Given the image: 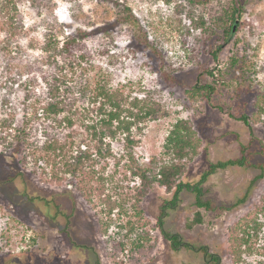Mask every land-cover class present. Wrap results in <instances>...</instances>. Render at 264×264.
<instances>
[{
  "label": "rangeland",
  "instance_id": "374dc122",
  "mask_svg": "<svg viewBox=\"0 0 264 264\" xmlns=\"http://www.w3.org/2000/svg\"><path fill=\"white\" fill-rule=\"evenodd\" d=\"M12 1L17 10L11 13L19 31L8 43V50L2 51L7 36L0 21V119L12 115L21 119L26 84L35 77V89L43 93L42 75L58 72L42 50L49 32L64 41L68 34L80 30L94 33L102 28L104 31L86 41L95 66L88 78L94 80L102 69L106 80L116 88H124L126 96L147 99L157 110V115L145 124L144 132L135 135L138 144L134 157L139 165L157 173L172 161L164 147L173 125L181 119L191 122L202 146L196 157L179 161L185 165L180 181L196 183L211 162L239 158L241 144L251 145L253 162H264V115L260 123H254L252 118L256 92L264 94V0H242L245 6L230 41H225L228 27L209 32L196 27L202 17L211 26V16L220 0H194L195 4L190 0H35V6L32 0ZM127 7L137 17V26L119 23ZM141 36L147 37L149 47L142 44ZM219 45L225 48L216 61L213 53ZM238 52L247 56L248 82L233 65ZM162 66L174 77L173 81L162 78ZM199 83L216 87L210 103L205 94L193 90ZM70 99L80 107L78 92ZM243 114L250 117L254 139L250 127L237 119ZM49 132L56 135L60 131ZM42 134L41 128L35 134L39 141L43 140ZM61 134L64 141L74 132L63 130ZM114 149L116 159L109 161L105 172L108 190L104 197L111 196L121 206L116 205L109 216L101 198L89 204L73 182H50V177L35 175L34 166L24 167L20 158L5 154L0 146L1 264L10 259L11 264H96L98 259L101 264H204L202 252H174L163 238L157 218L160 206L173 198V192L157 183L143 200L144 213L136 234L127 235V229L120 228L128 221L121 208L131 210L140 180L125 169L127 159L120 158L125 153L123 143L115 142ZM17 171H22L23 176L8 182ZM259 173L241 167L219 171L204 185L205 198L216 206L234 205L246 195ZM263 195L264 179L253 186L246 202L238 207L208 212L196 206L194 194L185 191L179 207L170 211L166 228L191 244L208 246L210 252L221 256V264H233L232 230L255 210ZM197 213H201L203 223L191 227ZM261 215L249 248L243 247V264H264V214ZM104 221L110 223L108 233L103 230L106 224L101 225ZM140 235L149 236L153 248L133 257L128 249L115 253L121 241Z\"/></svg>",
  "mask_w": 264,
  "mask_h": 264
},
{
  "label": "trees",
  "instance_id": "16d2710c",
  "mask_svg": "<svg viewBox=\"0 0 264 264\" xmlns=\"http://www.w3.org/2000/svg\"><path fill=\"white\" fill-rule=\"evenodd\" d=\"M32 2L35 6V0ZM167 2H172V0H167ZM190 2L195 4L194 0H190ZM11 4L14 7L11 8ZM244 6L242 0H231L230 3L220 0L215 7V15L211 16V26H207L205 18L202 17L201 24L198 23L196 27H202L206 32L215 29L224 30L228 27L225 41H230L233 36V28L237 25L239 14ZM16 10V5L12 0H1L0 21L4 25L7 36L5 46H1L2 51H7L8 43L18 35L19 27L15 15L11 13ZM119 23L137 26L138 19L132 9L127 7L122 11ZM102 31H104L102 28L94 33L80 30L68 34L64 41H60L59 37L51 32L46 35L42 50L48 55V62L58 72L42 75L43 93L36 91L35 77L26 84L24 107L20 112L21 119L18 120L15 115L0 119V146L3 147L5 154L12 153L20 158L24 167L34 166L35 175L50 177L48 179L50 182L61 183L68 180L73 182L89 204H93L95 198H101L102 202L107 205L110 216L116 205H121L111 196L104 197L108 190V179L105 177V172L108 169L109 161L116 159L114 143H123L125 153L120 158L127 159L125 169L134 178L140 180V185L132 198L134 201L131 205V212L124 207L121 208V214L128 217V221L126 224H120V228L127 229V235L136 234V226L140 224L144 213L141 207L143 200L152 185L157 183L168 192H173V198L166 200L160 206L157 218V226L163 238L169 242L171 249L174 252H180L182 249L202 252L205 264H221V256L210 252L208 246H196L187 242L181 234L168 230L166 219L169 217L170 211L179 207L181 194L185 191L194 194L196 206L208 212L230 211L238 207L246 202L253 186L259 180L264 179V162H253L252 154L249 152L251 145L241 144L239 158L211 162L208 170L196 183L180 181L185 172V165L179 161L196 157L202 146L191 122L181 119L173 125L164 147L166 154L172 156V161L162 165L157 173L139 165L134 157V148L138 144L135 135L138 132H144L145 124L157 115V110L147 99L126 96L124 88H116L106 80L107 74L102 69L99 70L100 75L94 80L88 78L89 72L93 71L95 66L90 59L92 56L86 41ZM141 37H143L142 44L149 47L147 37ZM224 48V45H219L216 48L213 53L214 60L219 59ZM233 62L236 72L242 79L244 78L245 82H248L246 80L248 78L250 80V66L244 52H238L234 56ZM161 76L166 82L174 80V77L164 69V66H162ZM252 88L250 87L249 90ZM193 90L205 94V100L209 103L217 91L213 85H201L200 83L195 85ZM75 92L81 96L80 107H77L74 99H70V96ZM255 96L256 111L252 118L254 123H260L261 116L264 115V94L257 91ZM230 116L235 118L234 115L230 114ZM237 119L250 127L254 139L249 115L243 114ZM40 128L43 130L42 141H39L35 135ZM49 129L60 132L52 135ZM63 130H72L74 135L68 134L63 141L61 134ZM45 164L50 168V172L47 167H44ZM232 167L255 169L260 173L251 182L246 195L237 203L231 206H216L211 200L205 198L204 185L214 174ZM18 176H23V172L17 171L16 175L10 177L8 182L15 181ZM261 214H264V195L255 210L241 218L232 230L230 243L232 244L233 264H243V247L249 248L254 234L258 231ZM67 219L69 223L70 218L67 217ZM202 223V215L197 213L190 226ZM109 224V222H101L102 227L105 225L104 233H108ZM151 248L153 247L150 237L140 235L134 240L127 237L125 241H121L115 247V253L121 254L128 249L133 257ZM11 261L10 259L4 264H11ZM96 264H101L99 259Z\"/></svg>",
  "mask_w": 264,
  "mask_h": 264
},
{
  "label": "water",
  "instance_id": "95a60500",
  "mask_svg": "<svg viewBox=\"0 0 264 264\" xmlns=\"http://www.w3.org/2000/svg\"><path fill=\"white\" fill-rule=\"evenodd\" d=\"M237 23H238V21H237ZM236 28H237V25H235L233 28V34L236 32Z\"/></svg>",
  "mask_w": 264,
  "mask_h": 264
},
{
  "label": "flooded vegetation",
  "instance_id": "af4514ba",
  "mask_svg": "<svg viewBox=\"0 0 264 264\" xmlns=\"http://www.w3.org/2000/svg\"><path fill=\"white\" fill-rule=\"evenodd\" d=\"M204 264H205V258H204Z\"/></svg>",
  "mask_w": 264,
  "mask_h": 264
}]
</instances>
